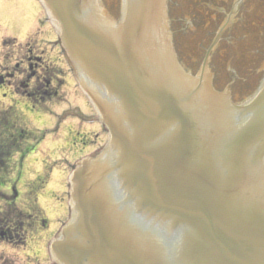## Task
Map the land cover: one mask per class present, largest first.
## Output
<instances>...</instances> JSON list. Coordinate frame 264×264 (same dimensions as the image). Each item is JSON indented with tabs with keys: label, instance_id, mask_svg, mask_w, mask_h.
I'll return each mask as SVG.
<instances>
[{
	"label": "water",
	"instance_id": "1",
	"mask_svg": "<svg viewBox=\"0 0 264 264\" xmlns=\"http://www.w3.org/2000/svg\"><path fill=\"white\" fill-rule=\"evenodd\" d=\"M42 1L110 130L103 154L73 174L76 216L56 259L264 264V79L236 106L212 87L207 62L187 75L169 37L158 39L169 31L165 0H124L119 23L95 0ZM259 15L264 0L248 2L218 52H242Z\"/></svg>",
	"mask_w": 264,
	"mask_h": 264
},
{
	"label": "flooded vegetation",
	"instance_id": "2",
	"mask_svg": "<svg viewBox=\"0 0 264 264\" xmlns=\"http://www.w3.org/2000/svg\"><path fill=\"white\" fill-rule=\"evenodd\" d=\"M222 1L217 16L225 18L234 0ZM29 8L31 12L19 26L25 33L22 43L0 39V248L36 264H56L48 246L71 214L68 175L72 158L97 151L102 133L94 122L83 123L81 106L86 100L71 85L74 69L64 61L48 21L43 22L40 10L34 11L38 7ZM208 8L207 12L216 10L210 4ZM207 29H196L188 21L179 32L184 41L201 47ZM253 70V66L248 69ZM226 72L234 75L226 84L244 83L249 76H241L233 62ZM65 102L80 109L82 121L69 122L67 129H57L56 123L50 128L48 118L55 121L63 115L56 107Z\"/></svg>",
	"mask_w": 264,
	"mask_h": 264
},
{
	"label": "rangeland",
	"instance_id": "3",
	"mask_svg": "<svg viewBox=\"0 0 264 264\" xmlns=\"http://www.w3.org/2000/svg\"><path fill=\"white\" fill-rule=\"evenodd\" d=\"M18 1L19 0H0V38L19 39L25 36L24 31L21 30L19 26L25 20L26 15L31 12V9L28 6L22 5V8H26V11L20 14L17 13L16 4L18 3ZM105 1L106 0H103L104 4H106ZM110 5L113 6L111 2H110ZM19 43L20 41L16 42V44H19ZM21 46H24V43ZM57 110H60V108L57 107ZM48 122L51 124L50 128H53L55 126L54 123L56 122L54 121L53 118L49 117ZM69 122L70 120L68 121V123ZM57 126H59V121H57L56 123V127ZM50 137L51 136L47 135L46 139L49 140ZM21 251H23V249H20L19 252ZM10 258H11V261H9V263L16 262V264H28V263L35 264L34 260L30 258H26V257L20 258V255H10Z\"/></svg>",
	"mask_w": 264,
	"mask_h": 264
}]
</instances>
